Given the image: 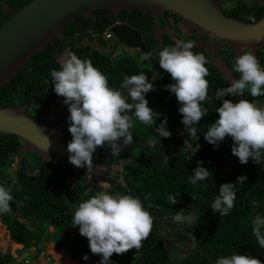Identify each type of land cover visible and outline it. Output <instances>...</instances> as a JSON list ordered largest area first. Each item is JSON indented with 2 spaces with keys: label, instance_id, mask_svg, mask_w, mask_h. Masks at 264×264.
<instances>
[{
  "label": "trees",
  "instance_id": "1",
  "mask_svg": "<svg viewBox=\"0 0 264 264\" xmlns=\"http://www.w3.org/2000/svg\"><path fill=\"white\" fill-rule=\"evenodd\" d=\"M29 0H0V22L7 18L1 12L2 2H8L13 13L19 6L27 3ZM237 3L231 10H225L227 16L237 19H247L242 16V12H253L260 20L264 15V7L260 6L257 11H252L255 7L246 9V6ZM109 10H96L94 15L96 21L89 18L77 16L76 22L67 26L65 31L66 40H74L75 35L87 30L104 32L109 26L116 22V18L109 15ZM169 15L165 13L164 16ZM4 16V18L2 17ZM123 22L132 25L142 31L146 36L148 43L153 46L155 42L152 37L153 21L149 16L143 13L132 11L128 14L123 11L119 15ZM163 19V18H162ZM109 25L102 26L104 21ZM182 18H176L177 22L174 29L181 25ZM165 26V22H162ZM172 28L169 24L168 28ZM195 39V37H192ZM167 44L171 43L169 36H164ZM165 43V44H166ZM63 46L60 41L45 47L41 53H34L31 59L20 69L18 75L11 79L9 83L0 88V106L6 104H23L41 95V99L27 110L30 115L42 118L49 112L48 104L55 100L54 85L50 80V70L60 69L57 60V47ZM74 50L80 55L86 54L88 48H78ZM195 53H203L208 60V54L205 50L195 46L192 49ZM233 48L225 45L221 51L229 69L232 70L234 64ZM86 58L93 61V65L103 70L105 61H100L96 52L85 55ZM258 60L261 66H264V48L258 52ZM156 64V63H155ZM209 75L206 79L209 81L207 99L201 102V106L207 110V114L198 124L192 127L196 128L197 139L191 138L185 130L182 123V114L179 113L178 104L175 95L169 91L161 94H155L146 97L149 106L161 116L157 118L158 125L164 117H167V126L171 132L170 138L159 137L155 132V126L144 125L140 121H135L134 139L139 140L144 135L153 140V147H142L137 155L126 153L127 160L124 162L123 178L125 186L114 185L110 179L100 178L101 181L112 184L110 193L119 191L122 194H130L140 197L145 208H148L149 202L153 205L148 209L154 217V227L149 237L143 241V246L139 250H129L122 258L120 264H170L169 250L165 241L166 238L178 237L180 248L178 252L184 253L175 264H216V260L222 256H230L233 253L248 254L255 256L264 264V248H261L252 232V222L255 216L259 214L264 217V158L261 164L254 163L251 158L247 164H241L238 157L231 152L232 140L226 137L219 142L218 147L208 143L204 139V134L211 123L218 118L216 108L222 104V100L215 98V92L218 88L226 87L220 73L211 64L207 63ZM157 68L159 69L158 62ZM164 71L159 70V73ZM128 71L112 70L114 84L111 86L116 89ZM234 73L235 78H239V73ZM166 82V78L163 79ZM51 85V87H49ZM127 95V92L121 90ZM152 93V91H150ZM255 103L256 100L264 99V96L252 97L246 90L241 95ZM130 99V97H128ZM225 99H232L234 102L238 97L228 95ZM131 101V99L129 100ZM132 102V101H131ZM66 136L72 139L67 129ZM19 139L12 135L0 136V178L3 177L2 167L6 165L9 156H18ZM168 156L169 163L165 162V156ZM95 162L110 161L118 163L119 156H112L105 145L103 148H97L93 154ZM197 161H202L203 166L208 168L211 173L203 181H198L195 185L189 182L193 169L197 166ZM18 183L21 190L12 189L14 201L10 202L11 213L0 214L6 218L2 223L9 230V237L12 242H20L24 248H32L40 245L34 239L36 232L35 223H39L41 233L45 234L53 226L65 227L67 238L62 241L65 248H69L72 255L77 260L85 264H98L101 259L99 255H93L88 246L86 237L81 236L78 226H72L73 215L67 207V199L77 201L86 190V186L78 183L73 190L70 184L66 183L68 176L65 171L54 167L49 162L43 165L39 164L37 174L31 173L28 169L26 159H21L18 169ZM245 175L247 179L244 184H237L235 187L236 200L235 206L227 216H220L214 213L211 204L219 194V187L222 183L236 182L237 177ZM67 190V196L64 192ZM147 193H151L149 199H144ZM177 195L178 201L171 204L167 197ZM192 196H195L193 199ZM20 201L24 206L20 207ZM177 212H182L185 217L191 216V222L174 223L173 217ZM14 215L13 219L10 218ZM23 221H30L34 225L33 230L29 229ZM175 234V236H173ZM46 248V247H44ZM60 248V247H59ZM87 254L88 259L82 257ZM62 253H57L60 256ZM3 259L15 262V258L10 252H7ZM65 264H77L74 260L67 258Z\"/></svg>",
  "mask_w": 264,
  "mask_h": 264
},
{
  "label": "clouds",
  "instance_id": "2",
  "mask_svg": "<svg viewBox=\"0 0 264 264\" xmlns=\"http://www.w3.org/2000/svg\"><path fill=\"white\" fill-rule=\"evenodd\" d=\"M194 47L191 41L176 40L174 45L165 46L159 51L158 65L170 74L173 83L163 87L175 95L185 130L191 138L197 139L196 128L192 126L198 124L208 113L201 102L208 96L209 81L206 77L210 73L206 67L207 58L203 53L193 52ZM232 69L240 74L239 78H232L228 87L216 90L215 98L222 100V104L216 108L218 118L209 125L204 139L218 147L219 142L230 137L231 152L241 164H247L250 158L254 163L261 164L264 158V108L247 98L234 102L225 97L241 96L246 90L252 97L264 96V66H261L253 52L243 51L235 57ZM158 77L159 73L153 72L152 81ZM50 80L55 94L63 97V103L68 106V131L72 136L67 144L68 160L75 167H87L88 172L91 171L94 168L93 154L98 147L103 148L105 145L112 156L119 155L124 146L133 143L130 129L133 128L134 118L144 125H154L159 137H171V132L166 127V116L156 124L161 113L149 106L145 95L155 90V84L143 72L125 75L120 89H116L109 86L106 75L91 60L82 59L69 51L63 55L60 69L50 70ZM121 90H126L127 95ZM128 97L131 103L128 102ZM165 162L169 163L167 155ZM210 173L202 161H197L189 182L195 185L198 181L207 179ZM246 179L245 175H241L236 182L220 185L219 194L211 204L214 213H219L220 216L230 214L237 195L234 189L237 184H244ZM11 193V185L0 183V214L11 213ZM150 195L151 193H147L144 199H149ZM192 197L195 199V196ZM167 199L171 204L178 201L177 195L170 194ZM152 207L149 202L148 208H145L138 196L119 191L114 194L99 191L78 204L74 210L72 226H78L80 235L87 238L91 253L101 256L98 264H111L113 254H125L143 246V241L149 237L154 227V217L148 210ZM191 219V216L185 217L182 212H177L173 222L190 223ZM0 225L5 226L1 219ZM4 229V236L10 239L6 226ZM252 232L257 244L264 248V217L259 214L252 222ZM34 245L32 248L38 246ZM82 258L87 260L89 257L85 254ZM216 264L262 262L255 256L233 253L219 257Z\"/></svg>",
  "mask_w": 264,
  "mask_h": 264
},
{
  "label": "water",
  "instance_id": "3",
  "mask_svg": "<svg viewBox=\"0 0 264 264\" xmlns=\"http://www.w3.org/2000/svg\"><path fill=\"white\" fill-rule=\"evenodd\" d=\"M229 1L238 0H29L9 14L11 7L8 6V2H2L1 11L7 15V18L0 22V85L16 75L35 51L42 50L49 42L54 43L56 38H64L65 27L75 23L78 15L94 21L96 10L110 9L112 13L109 15L118 18V26L121 24L118 14L122 10H127L129 13L134 10L154 17L153 32L161 40L160 50L164 34L162 32H165L162 31L159 23L160 16L167 10L170 14L183 17L187 22L183 23L186 34L197 35V44L211 53V62L229 86L233 76L215 54L219 47L228 43L236 49V57L242 53L245 46H248L256 56L258 47L264 46V15L256 23H248L236 17L227 16L221 9V5ZM258 3L264 4V1ZM124 27H126L128 39H138L143 49L146 52L150 51L140 38V31L129 25ZM193 27H196V32H191ZM199 29L213 34L215 40L209 44L205 43L200 38ZM110 30L120 40L123 39L121 33L115 28ZM85 37L93 43L90 31L75 35V41L80 43ZM95 40L100 45H107L103 35H98ZM92 46L94 50L95 46ZM38 98L40 96L22 106L0 107V136L15 134L23 138L20 148L22 153L38 151L42 161L58 160L72 165L68 160V142L65 133L68 106L63 103L65 119L57 127L47 126L26 113L27 108L32 106ZM239 98L243 97L239 96ZM49 142L50 147H48ZM124 161L117 165L93 162L94 168L89 172L87 167L78 168L74 165L72 167L76 174L91 173L109 176L121 174ZM117 183L125 186L122 177Z\"/></svg>",
  "mask_w": 264,
  "mask_h": 264
},
{
  "label": "rangeland",
  "instance_id": "4",
  "mask_svg": "<svg viewBox=\"0 0 264 264\" xmlns=\"http://www.w3.org/2000/svg\"><path fill=\"white\" fill-rule=\"evenodd\" d=\"M262 1H264V0H262ZM237 3H240L241 5L246 6L247 10H249L252 7H255L252 10L255 12L257 11L258 7H260V6L264 7V4H260L256 0L229 1V2H224L222 5H224V8L231 9V6L235 7L237 5ZM244 6H243V8H244ZM101 10H109L110 14L112 13V10H110V9H101ZM123 11H126L128 14H130L134 10H132L130 13L127 10H122L119 12L118 17L120 15V13H122ZM140 13H142V12H140ZM165 13H168L169 15L164 16ZM110 16L115 17L116 22L114 24H112L111 26H109L104 32L93 31V30L85 31V32H89V31L92 32L93 43L90 42L87 37H85L80 43H77L75 41V39L74 40H66L65 39L66 36L62 39L56 38L54 40V43L49 42L50 44H55V42L58 40L63 45V46L57 47L58 63L60 64V61H61L63 55L69 51L75 53L78 57H80L82 59H89V58H86L85 55L93 54L94 52H96L98 55H100V57H99L100 61H105V63H106L105 65H107V66L103 67L104 71H102V72L108 78V82H109L110 87L114 84V77L112 76V70L114 68V70H116V71L122 70V69L128 71L127 73H129V74H126L128 76L133 75V74H140L141 72L145 73L148 80L155 84V90L152 91V93H150V92L146 93L145 94L146 97H150V96L155 95V94H161V93L167 92L168 90L166 88H164L163 86L170 84V83H173V81H172L169 73H167L165 71H162L161 73H159L160 68L159 69L157 68L158 53L160 51L161 40L153 32L154 31L153 27H154L155 18L149 16L153 21L152 22L153 25H152V29H151L152 37L154 38L153 41L155 42V40H156L154 45L151 46L148 43L146 36L144 35V33L142 31H140L139 29H137L136 27H134L132 25H129V24L123 22L122 19H120V17H119V21L121 22V24L118 26V18L114 15H110ZM146 16H148V15H146ZM242 16L247 18V19H245V20L241 19V20H244L245 22H248V23H256L258 21L257 16L253 12L246 13L245 11H243ZM180 17H178L176 14H170L169 11H167V10L163 12L162 16H160L159 23H160V26L162 27V31H165V32H162L164 34L162 35L161 49L165 46L174 45L176 40L191 41L195 46L200 47L197 44L198 37L195 33H191V35H189V36L186 34V30H185V27L183 25V23H184L183 21L181 22V25H179L178 28L175 29L174 31H171V29L166 28L169 25V24H167V22H169L170 20H175L176 18H180ZM95 18H96V16H95ZM181 18L184 19L183 17H181ZM96 19L94 21H96ZM184 21H185V19H184ZM75 22H76V19H75ZM162 22L166 23L165 26H163ZM68 25H70V24H68ZM106 25H109V22L107 20L102 23V26H106ZM128 25L131 27H134L135 29L140 31V38H142V41L146 44V46L148 48H150L149 52L148 51L146 52L143 49V45H142V43H139L138 39H136V38L128 39L127 38L128 35L126 34V27H124V26H128ZM67 26L65 27V31H66ZM112 28H115V30H117L118 32L121 33V35L123 36L122 40H120L115 35V33L110 30ZM196 30H197L196 27L191 28V32H196ZM85 32H83V33H85ZM167 32H170V33H167ZM206 33L208 35V40H205L201 35H200V38H201V40H204L205 43L209 44L215 40V36L213 34H211L210 32H206ZM98 35H103L104 40L107 43L106 46L100 45L98 42H96L95 39ZM165 35L170 37V39H171L170 44H167L165 42V39H164ZM192 37H195V39ZM75 45L78 48H88L89 49L88 51L85 52L86 54H84V57H83V55H80L79 53H77L74 50ZM92 45L95 46L94 50H93ZM225 45H228L229 47L233 48L228 43L222 44L220 46V47H222V49L220 50V54L219 53L217 54V57L224 64V66L226 67L228 72L232 74L233 78H235L234 73L232 72L231 69H229L226 62H224V58L221 55V51L223 50V47ZM45 47H43V49L40 51H35L34 53L43 52V50H45ZM200 48H202V47H200ZM263 48H264V46L258 47L257 57H258L259 50H261ZM202 49L205 50L208 54V62L214 66V64L211 62V53L204 48H202ZM233 49L236 53V49L235 48H233ZM243 51H251V49L248 46H245L243 48ZM144 53H146L145 58H143ZM147 54H148V57H147ZM32 55H31V57H32ZM31 57L28 59V61L31 59ZM234 60H235V54H234ZM91 62L93 63V61H91ZM20 69L18 70V73H19ZM216 70L218 71L217 68H216ZM153 72L159 73V77L155 81H152ZM18 73L16 75H18ZM16 75L11 77L9 81L1 84L0 88L2 86L6 85L7 83H9L11 81V79L14 78ZM220 75L222 76L221 73H220ZM164 78H166V82H163ZM123 79H124V77H123ZM123 79L121 80V82L119 84H116L117 88H120V85L122 84ZM222 79L225 82V85L227 87L228 86L227 82L224 80L223 76H222ZM49 87H51V85H49ZM124 91H126V90H124ZM53 93L55 95V100L48 104V108L50 110L42 118L35 117L33 115H30L27 112V110L29 108H31L33 105H35L41 99V95H38V96H40V98H38L36 101H34V104L32 106L27 108L26 113L29 116H33L34 118L39 119L44 125L51 126V127H57L60 124V122L63 119H65L64 107H63V99L64 98L57 96L55 94V92H53ZM37 97H34L33 99H36ZM237 97L239 98V96H237ZM32 100H30V101H32ZM129 100L130 99H128V102L131 103V101H129ZM30 101H28V102H30ZM27 103L6 104V105H1L0 107L8 106V105L22 106V105L27 104ZM254 104H256L258 107L264 108V99L256 100ZM69 115H70V113L68 111V117H69ZM135 121H137V120L134 118L133 119V128L130 129L132 136H133V139H134L133 130H134V126L136 125ZM68 127H69V121L67 122V125L65 127V133L67 132ZM166 127H167V129L170 128L167 125H166ZM3 135H12V136L16 137L17 139H19L20 143H19V149L17 150L18 156H9L6 160V165L2 167L3 177L0 178V183H4L6 185H11L12 189L21 190V186H19V183L17 180V177H18L17 172H18V169H19L20 164H21V159L22 158L26 159L29 171L31 173H34V174H37L39 164L43 165L46 162H49L54 167H58L59 169L65 171V173L68 176V180L66 183L70 184L71 190H73L75 188V186L80 182H81L80 184L82 186L87 187L86 190L82 191V195L80 196L79 200L70 201L69 199H67V207L70 210L71 215L74 214L75 208L78 206V204L82 200L90 198L92 195L96 194L99 191H108L110 193V190L112 188V184L103 182L100 180V178L113 180L114 185H118L117 181L119 180V178L120 177L123 178L124 162L127 160L126 153L137 155L140 151V148H142V147H144V148L145 147H153V145H152L153 140L149 136H148V138H145L146 135H144L139 140H133V143L131 145L124 146L122 151L120 152V154L117 155L120 157L119 162L125 160L122 163V173L121 174H115V175H109V176L97 175V174H91V173L76 174L72 165H69L67 163H64V162H61L58 160L42 161L41 154L38 151H28V152L22 153L20 151V148H21V145L23 144V138L15 135V134H3ZM66 139H67V142L70 141L67 138V136H66ZM106 147H107V145H106ZM107 149L110 151V149L108 147H107ZM93 162H95V161L93 160ZM101 162L104 164H107V165H117L119 163V162L118 163H110V161H101ZM123 180H124V178H123ZM64 196L65 197L67 196V190H65ZM13 201H14V197H13ZM19 206L20 207L24 206L22 201H20ZM14 217H16V216H14V215L10 216L11 219H13ZM5 218H6L5 216L0 215L1 222ZM27 222L28 223H25L26 226L33 230L34 225L33 224L31 225L32 222H30V221H27ZM39 225H40L39 223H35L36 232L38 234H35L34 239H36L38 242L39 241L42 242V245H40V246L38 245V246H36V248H29V247L24 248L23 244L20 242H17L16 243L17 247H15V245L12 244V240H10L9 238L7 239L6 236H4L2 238L0 236V264H65V261L67 258H70V259L75 260V261L77 260L72 255L69 248L68 249L67 248L60 249L59 247H57V246L64 247V244L62 243V241H65L67 238V234L65 232L67 229H65V227L59 228V227L53 226V228H51V231H47L45 234H43L40 231ZM7 231L9 233V230H7ZM173 236H175V234H173ZM165 243L168 246L171 244V246L169 248V250L171 252L170 264H175L177 262V260L181 257V255L184 254V253L177 251V249L180 248V245L178 244V237H175V238H168L167 237ZM44 247H46V248H44ZM1 249L7 250V252H8V250L12 249L14 251L13 257L15 258V262H11L10 260L3 259V256L5 254L2 255ZM56 251L62 252V255L57 257L55 255ZM125 255H127V254L126 253L121 254V255L113 254L111 257V261H112L111 264H120L123 256H125ZM78 262H79V264H85L81 260H79Z\"/></svg>",
  "mask_w": 264,
  "mask_h": 264
},
{
  "label": "flooded vegetation",
  "instance_id": "5",
  "mask_svg": "<svg viewBox=\"0 0 264 264\" xmlns=\"http://www.w3.org/2000/svg\"><path fill=\"white\" fill-rule=\"evenodd\" d=\"M257 2H261L262 0H256ZM8 6H9V3H8ZM232 7V6H231ZM221 9H223V11L225 12V10H231L229 8H224V5H221ZM10 12H8L9 14ZM4 18V16H2ZM184 23H187L184 21V19L182 20ZM167 24H170L172 26L171 29H174L175 26L177 24V22H175V20H170L169 22H167ZM178 28V26L176 27V29ZM174 31V30H173ZM199 34L205 39V40H208V35L206 33V31L204 29H199ZM211 41V40H210ZM222 49V47H219V49L215 52V54L217 55L218 53L220 54V50ZM145 57H146V54L144 53Z\"/></svg>",
  "mask_w": 264,
  "mask_h": 264
},
{
  "label": "crops",
  "instance_id": "6",
  "mask_svg": "<svg viewBox=\"0 0 264 264\" xmlns=\"http://www.w3.org/2000/svg\"><path fill=\"white\" fill-rule=\"evenodd\" d=\"M4 228H5V226H3ZM1 225H0V236H1V238L4 236V233H5V229L3 228ZM15 245V247H17V245L16 244H14ZM40 245H42V244H40ZM39 245V246H40ZM57 246V245H56ZM58 247V246H57ZM61 249H64V248H61ZM1 251H2V255H4V254H6L7 253V250H2L1 249ZM8 252H10L11 253V255H14V251L12 250V249H10V250H8ZM56 253H62V252H56ZM75 261V260H74ZM77 264H79V262L78 261H75ZM112 262V261H111Z\"/></svg>",
  "mask_w": 264,
  "mask_h": 264
},
{
  "label": "bare ground",
  "instance_id": "7",
  "mask_svg": "<svg viewBox=\"0 0 264 264\" xmlns=\"http://www.w3.org/2000/svg\"><path fill=\"white\" fill-rule=\"evenodd\" d=\"M145 54H146V53H145ZM143 58H145V55H144V54H143ZM16 245H17V244H16ZM20 247H21V246H20ZM56 252H57V251H56ZM56 252H55V255L57 254Z\"/></svg>",
  "mask_w": 264,
  "mask_h": 264
}]
</instances>
